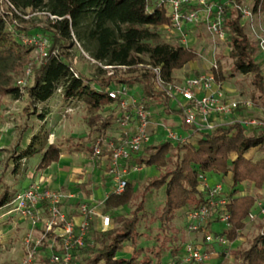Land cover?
I'll list each match as a JSON object with an SVG mask.
<instances>
[{
    "label": "trees",
    "instance_id": "16d2710c",
    "mask_svg": "<svg viewBox=\"0 0 264 264\" xmlns=\"http://www.w3.org/2000/svg\"><path fill=\"white\" fill-rule=\"evenodd\" d=\"M215 1L221 3L222 0ZM150 2L7 0L4 3L3 9L0 8V97L20 100L25 94L27 104L23 112L41 122L38 129L29 134L27 144L19 151H13L11 159L14 172L20 169L22 160L37 155L41 156L39 168H46L59 159L63 149L50 142V132L45 125L51 113L48 101L56 93L64 101H77L85 106L89 115L87 124L97 134L90 139L86 149L92 154L95 141L102 139V152L97 159L103 155L110 159L111 151L106 142L118 141V138H106L114 123V111L106 115L101 113L106 106L115 105V100L108 95L115 88L110 80L114 79L116 84L125 87H139L142 92L141 103L151 113L150 102L153 97L160 95L154 90L152 71L140 65L159 67L163 82L169 84L175 70L196 59V53L190 48L161 40L158 27L170 24L169 16L164 4ZM235 2L241 3L240 0H227L223 14V27L229 37V56L232 58L233 71L230 75L233 72L249 75L252 85L260 92L252 96L253 100H260L264 104V72L257 60V42L249 39L242 15L233 7ZM12 7L21 13L27 10L44 13L46 25H21L20 21L16 22L20 16L13 12ZM257 8L264 12V0H254L252 11L255 12ZM33 29L48 35H44L43 39L48 50L47 55L32 66V83L24 91L14 83V77L22 74L25 65L29 64L35 47L25 44L23 39L34 37L36 33ZM76 44L97 62L96 73L92 78L86 79L73 67L70 52ZM99 64L112 68L104 69ZM116 69L128 71L130 75L118 76ZM214 73L217 79L219 74ZM1 105L0 99V118ZM29 129L32 131V127ZM245 131L239 124L233 123L212 131L194 133L192 140L182 145L164 139L159 143L144 145L139 152L131 155L129 163L152 167L159 171V175L144 188L131 218L113 214L114 208L127 205L136 198V190L129 182L126 193L107 196L103 213L112 215L111 225L100 230L93 219L89 222L83 243L74 252L73 264H152L153 258L159 261L162 250L156 246L136 248L140 237L137 226L146 216L145 194L164 187V202L157 219L160 225H165L181 209H197L208 204V192L202 187L201 177L207 178L215 173L229 176L231 181L230 190L225 195L227 203L222 210L229 215L228 225L215 235H223L226 240L234 241L244 228L245 219L254 210L256 202L252 194H241V185L250 182L257 189L264 187V159L246 157L254 147L264 150V132L247 136ZM0 181L1 208L10 203L15 194L9 192ZM213 221L207 222L208 228ZM261 228L262 231L252 238L247 248L233 253V264H264V225ZM56 239L60 243V238ZM163 240H166L165 236ZM128 244L133 246L131 255L119 257L118 253ZM144 252L149 255L146 256ZM178 253L179 249L172 247L171 260H175ZM43 264H49L48 259Z\"/></svg>",
    "mask_w": 264,
    "mask_h": 264
},
{
    "label": "rangeland",
    "instance_id": "374dc122",
    "mask_svg": "<svg viewBox=\"0 0 264 264\" xmlns=\"http://www.w3.org/2000/svg\"><path fill=\"white\" fill-rule=\"evenodd\" d=\"M160 0H151L150 3H159ZM212 2L218 3L215 0H210ZM241 4L245 5L249 9H252L254 5V0H248V3L241 1ZM166 13L168 14V9L166 8ZM252 27L249 23L245 21V29L251 41H256V35L264 29V12L259 8L254 12ZM46 15L39 11H30L27 10L24 13V16L16 19V22H21V25L33 27L39 26L44 27L46 25ZM244 22V21H242ZM189 26V25H188ZM185 28L186 39L188 41L183 42L182 37L179 33L174 30L170 24L161 25L158 27V31L161 35V40L173 44H180L184 47L190 48L196 53V59L186 64L183 68L177 69L174 71L173 80L171 83H181L185 79L196 75L197 73L207 72L212 68V65H216L214 72H217L219 76L217 81L221 82L223 86L230 89V93L234 98H250L253 99V95H258V92L251 83V77L249 75H241L236 72H233V75L230 73L233 71L232 68V58L229 56V37L225 30V37L223 40H219L214 37L208 30L206 22L202 19H199L194 25V29L191 27ZM36 29V28H35ZM35 35H39L44 39V34L35 30ZM257 60L260 63L262 69L264 70V64L261 57L257 56ZM70 59L72 61L73 67L76 72L82 74L86 79L92 78L96 73V64L89 61L79 45H75L70 52ZM41 60L39 50L34 48L30 55L29 64H26L24 69L27 67L30 68V71L26 73L25 71L22 74H19L14 77V83H16L21 88L26 89L32 83V66L38 64ZM118 76L126 77L130 73L123 69H116L115 71ZM22 80L20 84L19 81ZM110 84L115 85V88L124 86L122 84H116L114 79L110 80ZM111 87V85H110ZM125 87V86H124ZM109 88V87H108ZM128 95L133 96L134 98L141 101V89L137 86H128L126 87ZM154 90L158 91L160 97L155 96L152 98L150 104L152 116H158L163 119H170L173 115L178 116V120L182 121L181 124H184L183 116L181 112H177V105H171V99L166 95L165 92L160 91L154 85ZM167 96V97H166ZM2 101L1 111L2 117L0 118V180L4 183L7 189H10L13 181H9L7 178V173L12 169L9 166V162L14 150L22 147L23 143L26 141L27 137L31 132H34L38 129L41 122H39L34 116H26L23 112V108L26 106V95L23 94L20 100H12L8 97H0ZM48 105L51 109V115L46 118L45 125L49 130V140L52 143L63 145V151H69L68 149L73 148V151H77V148H81L80 157L84 159L85 166L80 163H75L74 158H68L67 160H61L52 162L49 165L48 174L53 179H57L58 169L70 174L71 167H74V172L79 171L82 168H87V162L91 164L98 165L97 162H100L97 157H92V154L86 152L87 144L90 142V139L96 137L95 131H93L87 124V109L85 106L77 101L67 102L60 98V95L56 93L53 95L49 101ZM173 107V108H172ZM174 109V110H171ZM166 109L168 110L166 112ZM116 111L115 105L106 106L102 115H106L111 111ZM168 115L170 118H168ZM166 117V118H165ZM173 119V118H172ZM216 119L215 121H218ZM167 127L174 128V125L166 124ZM32 127V131L29 129ZM119 127L112 126V128L107 133V139L117 138L119 135ZM247 136L254 135L250 131H245ZM194 135V134H193ZM163 136V135H162ZM161 140L163 141V137ZM154 137H149L148 143L145 145H150L154 141ZM192 138H190V141ZM159 143V141H156ZM246 157L251 158L252 160L264 159V150L259 149V147L252 148L247 154ZM32 165L35 161H31ZM126 172H133V165L127 163ZM142 171L133 172L131 178L127 179V182L130 183L133 189L136 190V198L130 200L127 205L117 206L113 209V214L122 215L127 218H131L134 214L135 206L140 201V196L143 193L144 188L150 181L159 175V171L152 167L141 166ZM108 170H105L107 172ZM208 181L211 183L221 182L228 191L231 187V181L229 176H223L221 174H211L207 177ZM1 184V181H0ZM4 187V186H3ZM243 188V193L252 194L256 201H261L264 207V187L257 189L250 182H244L241 185ZM240 188V186H238ZM127 189V186H126ZM126 193V190L123 192ZM164 202V187L162 186L158 191L150 190L145 194V218L140 220L137 226L138 233L140 237L138 238V243L136 248H151L156 246L158 250H162L161 257L159 259V264H165L170 257V249L176 247L179 251H182L186 244L197 242L198 247L202 248L200 243V238L194 237V232H191L187 228L185 213L187 210L181 209L177 211L174 217L165 225H160L157 217L161 213V208ZM7 205L1 207V211L7 210ZM104 202L98 204L97 212L101 216H109L110 220L112 215L108 213H103ZM139 214V212H138ZM97 215V214H96ZM93 216V221L96 223L97 216ZM217 224H212L209 228L211 234L217 232ZM264 225V216H256L254 220L249 221L245 219V226L237 238L230 242L226 240L225 244H221L220 248L224 251L225 258H219V262L222 264H233L234 259L232 257L233 253L239 249H245L249 246L252 238L262 231L260 226ZM219 227L223 230L226 225L220 224ZM101 230V229H100ZM33 232L32 228L29 225L28 220L20 218L18 215L10 214V218L7 219L1 218L0 220V264H21L26 250L23 243L24 236ZM196 233H201L197 231ZM38 236L39 234H34ZM54 234H47L43 238V243L40 248H38L35 255V259L32 264H43L45 259L52 253L51 244L55 243L53 237ZM202 236V233L200 234ZM199 234L195 235L196 237L200 236ZM164 236L166 240H163ZM51 238V240H49ZM57 243V242H56ZM206 245V244H203ZM213 247V248H212ZM207 248H212L215 251L220 250L218 243L209 244ZM128 249V250H126ZM133 246H125L124 250L118 253L119 257H129L132 253ZM144 254L149 255V253L144 252ZM144 256V255H143ZM141 257V256H140ZM153 258V255L151 256ZM211 259V257H210ZM155 258H153L154 264L156 263ZM158 261V260H157ZM214 262L215 259H211V262Z\"/></svg>",
    "mask_w": 264,
    "mask_h": 264
},
{
    "label": "built area",
    "instance_id": "2783aa9c",
    "mask_svg": "<svg viewBox=\"0 0 264 264\" xmlns=\"http://www.w3.org/2000/svg\"><path fill=\"white\" fill-rule=\"evenodd\" d=\"M7 0H0V8L3 9ZM168 9L170 26L186 39L185 28L188 25H195L199 19L206 22L207 30L217 39L223 40L225 30L223 27L224 6L227 2L215 3L210 0H160ZM235 10L239 11L244 21L249 22L252 27L254 12L241 3H233ZM13 8V7H12ZM13 12L18 16H24V13L13 8ZM51 18L53 16H50ZM25 44H32L39 50L40 56L47 55V44L39 35L31 38H24ZM258 53L264 64V29L256 35ZM84 53V52H83ZM86 58L92 63H97L86 53ZM104 69L112 66H103ZM150 69L153 73V82L156 88L163 91L176 103L178 110L183 116L184 123L191 127L193 134L198 132H207L214 129L237 123L246 131L257 134L264 132V104L250 98H232L230 97L222 83L217 81L214 69L207 72H201L197 75L185 79L181 83L165 84L162 80L159 67L150 65H140ZM30 71L27 67L26 73ZM264 72V70H263ZM22 83V80L19 81ZM110 98L115 100L116 111H114V123L121 129L118 141L108 140L106 144L111 151L110 164L108 168L109 175L112 176L115 183L113 194L121 195L127 186V172L124 162L128 161L131 155L139 152L148 142L150 137V128L153 124L152 116L144 105L138 99L128 95L124 86L113 88L108 92ZM219 119L218 121H215ZM156 128L161 127L164 130L165 139L173 144L182 145L188 142L191 134H183L175 129L167 127L163 120L155 123ZM132 126V129H130ZM104 143L102 139H97L93 146L92 157L101 154V146ZM142 168L133 165L132 171L138 172ZM202 187L207 190L209 202L206 206L197 209L187 210L185 219L187 228L191 232L200 231L204 242L216 241L225 244L226 239L223 235H213L209 232L207 222L218 220L228 225L229 215L222 210L227 203L223 191V184L216 182L209 185L205 176L201 177ZM73 195L64 192L61 189H52L42 187L36 183L29 184L26 188L18 191L12 201L8 203L7 213L18 215L20 218L28 220L35 229L38 223H42V230L39 236L33 232L27 233L23 238L25 246V256L21 264H32L38 248L42 246L43 238L47 234H54V237L60 238L59 250L52 252L48 256L49 264H73V255L75 250L83 243L87 233L89 222L93 219L95 211L87 203L79 205L81 221L76 223L69 218L61 208L64 199L71 198ZM258 214L264 216V207L261 201L256 202ZM46 212V216L43 213ZM248 220L255 219L256 214L250 211L247 215ZM110 227L109 216H101V230ZM209 259V254L202 251L196 244L188 243L185 245L182 253L175 260L168 264H204Z\"/></svg>",
    "mask_w": 264,
    "mask_h": 264
},
{
    "label": "crops",
    "instance_id": "0c3cea01",
    "mask_svg": "<svg viewBox=\"0 0 264 264\" xmlns=\"http://www.w3.org/2000/svg\"><path fill=\"white\" fill-rule=\"evenodd\" d=\"M240 1H242L244 3H248V0H240ZM221 2H227V0H222ZM242 21H244V20H242ZM243 23L245 24V21ZM189 27H191V29H194V25H189L188 28ZM223 87L225 88L227 94L230 97L234 98V96H232L230 94L232 91L230 89L226 88L225 86H223ZM258 101H260V100H258ZM111 105H113V104H110V106ZM171 105L175 106L176 103L171 100ZM50 115H51V113H50ZM177 115H173L171 118L168 115V118H170V119H168V121H167V119H163V118H160L158 116H155V117L152 116L153 124L151 125V128H150V131H151L150 137L155 138L153 143H156V141H162L161 140L162 135H163L162 136L163 139H165L164 130L161 127L156 128V126L154 124L158 120H163L165 122V124L174 125L175 127L173 129L177 130L180 133L191 134L193 136V132H192L191 127L186 125V124L185 125L181 124L182 121L178 120ZM112 126L118 127L115 123H113ZM130 129H132V126H130ZM120 130H119V134H120ZM117 136H119V135H117ZM192 136H191V138H192ZM28 139H29V136L27 137L26 141L23 143L22 147H24L27 144ZM21 148L16 149V150L19 151ZM61 148L64 149L63 145L61 146ZM77 149H78L77 151H73L74 150L73 148L68 149L69 151H62V153L59 157V161L61 160V162H62L63 160H67L69 157L70 158L71 157L72 158L77 157L76 159H73L75 161V163H80L81 165H83L84 159L81 158L79 155L80 154L79 151H81L82 149L81 148H77ZM85 150H86V152H88L87 149H85ZM40 158H41V156L37 155V156L30 158L28 160H26V159L22 160L21 167H20V169L17 170V172L13 171L14 162L12 159H10V162L8 164H9V166H11L12 169L7 173L6 176H7L8 180L13 181V183L11 185H9V186H11V188L7 189V190L9 192H13L14 194H16L18 191H21L24 188H26L29 184L36 183L42 187H49L52 189H61L64 192H69L73 195V197L64 199L63 202L61 203V208L65 212V214L69 218H72L76 223H78L82 219V217L79 213V205L81 203H87L91 207H93V209L95 211V215L97 214L96 215L97 216L96 226L101 228V219L99 218L100 215H98L96 208H97L98 204L104 202V200L107 198L108 195L113 193L112 190H113V187L115 185L112 176L109 175L108 171L105 172V170H108V168H109V164H110L109 157H106V155L101 156L99 158L100 162H97L98 165H95V164L90 165L87 162V164H86L87 168H82L76 172H74V167H71L70 172H69L70 174H68L64 171H60V169H58L57 179H53L51 176H49V174H48L49 166H47L46 168H39L38 167V163L40 161ZM31 161H35V163H33V165H32ZM127 163H128V161L124 162V167L126 166ZM83 166H85V164ZM140 171H142V169ZM131 174H133V172L127 173L126 178L127 179L131 178ZM207 182L209 185L214 184V183L209 182L208 179H207ZM223 191H224L225 195L228 193V190L226 188H224V186H223ZM241 194H244V193L241 192ZM256 202H255V208L253 211L255 212L256 216H263V215L258 214ZM262 205H263V203H262ZM12 215H15V214H11V216ZM43 216H46V212L43 213ZM105 216H107V215H105ZM5 217H7V219L10 218V214L7 213V210L1 211V208H0V220H1V218H5ZM212 224H217L216 225L217 226V232L216 233H221L224 230V229L222 230L219 227V225L222 224V222H220L218 220H214L211 223V225ZM29 225H30V223H29ZM110 225H111V220H110ZM30 227L32 228V231L34 234L36 233V234L40 235V232L42 230V223H38V225L35 229L32 227V225H30ZM197 234L200 235L201 233L194 232V237L196 239L200 238L199 241L203 246L200 249L209 254V259L204 264H222L223 262L220 263L219 258L224 259L225 254H224V251L220 248L221 244L216 242V241L209 242V244L218 243L220 250L218 249L217 251L214 252V250L212 249L213 247L209 248V249L207 248L208 243L204 242L202 240L201 235L199 237L195 236ZM52 238L56 241H55V243L53 242V244H51V252H57L59 250L58 240L54 237V235ZM49 240H51V238H49ZM195 243L198 246L197 242H195ZM203 244H206V245H203ZM182 251H179L177 256H180ZM210 257L212 260L215 259V261L211 262ZM170 260H171V255L165 264H168L170 262ZM152 264H154V261L152 262ZM155 264H159V261L156 260Z\"/></svg>",
    "mask_w": 264,
    "mask_h": 264
}]
</instances>
